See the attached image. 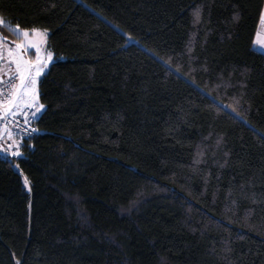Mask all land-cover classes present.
I'll use <instances>...</instances> for the list:
<instances>
[{
  "label": "trees",
  "instance_id": "1",
  "mask_svg": "<svg viewBox=\"0 0 264 264\" xmlns=\"http://www.w3.org/2000/svg\"><path fill=\"white\" fill-rule=\"evenodd\" d=\"M263 8L0 0L54 56L0 154V264H264Z\"/></svg>",
  "mask_w": 264,
  "mask_h": 264
},
{
  "label": "snow or ice",
  "instance_id": "2",
  "mask_svg": "<svg viewBox=\"0 0 264 264\" xmlns=\"http://www.w3.org/2000/svg\"><path fill=\"white\" fill-rule=\"evenodd\" d=\"M264 20V14L261 15ZM5 21L0 16V25H4ZM10 29L24 37L23 42H10L15 45V49L19 50L16 55H12V50L9 49L11 63L15 65L14 70H9V83L12 80L18 81L11 85V90L6 91L2 85L5 83L0 78V93L5 94L7 99L0 100V118L8 121V124L0 126V149L5 152L11 151L12 156H20L23 147V136L20 142L16 139V132L23 125V133L25 136L30 131H35L31 128V121L37 118V114L45 107L38 103L37 79L41 76L47 67L49 61L53 59V53L45 50L41 51V45L44 43V34L47 29L40 30L37 28L20 29L19 25ZM6 40L0 36V43ZM257 43L264 46V39H260V34L257 33ZM29 49H34L35 60L26 59L24 53ZM33 109L34 111H28ZM11 118V119H9ZM11 124V127H9ZM27 183V180H25Z\"/></svg>",
  "mask_w": 264,
  "mask_h": 264
},
{
  "label": "rangeland",
  "instance_id": "3",
  "mask_svg": "<svg viewBox=\"0 0 264 264\" xmlns=\"http://www.w3.org/2000/svg\"><path fill=\"white\" fill-rule=\"evenodd\" d=\"M262 14H264V8H263ZM4 21H5V24L4 25H0V36L5 37L6 40L4 42L0 43V57H4V58H6V59L11 61V56L9 54V49L12 50V55H16L19 50H16L15 49V45L10 43V42L14 41L16 43H21V42H23L24 37L22 35L17 34L16 32H14V31H12L10 29L9 25L14 27V26H16L15 24H11V23H9L6 20H4ZM20 29L23 30L25 28H21L20 27ZM37 29L44 30V28H37ZM257 33L260 34V39H264V20H262L261 18H260V22H259V25H258V29H257L256 35H255V38H254L253 46L257 50H259L261 52H264V46H261L259 43L256 42L257 41ZM48 35H49V32L47 30V32L44 34V43L41 45V51L42 52H44L45 50L50 51L47 48V45H46ZM128 38L131 39V37H128ZM24 56H25L26 59L35 60L34 49H29L26 53H24ZM53 61H54V57H53V59L51 61H49L47 67L44 70V72L48 70L49 66L51 65V63ZM44 72H42V74ZM39 78L37 79V85H36L37 93H38ZM38 103L41 104L40 101H39V96H38ZM41 113H42V110L37 114V116H39Z\"/></svg>",
  "mask_w": 264,
  "mask_h": 264
},
{
  "label": "built area",
  "instance_id": "4",
  "mask_svg": "<svg viewBox=\"0 0 264 264\" xmlns=\"http://www.w3.org/2000/svg\"><path fill=\"white\" fill-rule=\"evenodd\" d=\"M15 66L14 64L11 63L10 60L4 58V57H0V78L3 79V81L5 82L2 87L6 90V91H10L11 90V85L17 83L18 81L16 80H12L10 83L9 81V70H14ZM7 99V96L5 94L0 93V100H4ZM28 111H34L33 109H28ZM39 116H37L36 119L31 121V128L35 129V131H30L26 136L23 133V125H21V128L19 131L16 132V139L18 142H20L21 137L23 136V147L20 149V151L22 152V155H24V149L27 146V143L39 132V128H38V124H37V120H38ZM11 119V118H9ZM5 124H8V121L4 120V119H0V126H3ZM9 127H11V124H9ZM0 154H4V155H8V156H12L11 155V151L9 152H5L2 149H0ZM20 156H12L15 158H18Z\"/></svg>",
  "mask_w": 264,
  "mask_h": 264
},
{
  "label": "bare ground",
  "instance_id": "5",
  "mask_svg": "<svg viewBox=\"0 0 264 264\" xmlns=\"http://www.w3.org/2000/svg\"><path fill=\"white\" fill-rule=\"evenodd\" d=\"M38 128H39V127H38ZM39 133H41V130H40V129H39V132H38L37 134H39ZM37 134H36V135H37ZM36 135H35V136H36Z\"/></svg>",
  "mask_w": 264,
  "mask_h": 264
},
{
  "label": "crops",
  "instance_id": "6",
  "mask_svg": "<svg viewBox=\"0 0 264 264\" xmlns=\"http://www.w3.org/2000/svg\"><path fill=\"white\" fill-rule=\"evenodd\" d=\"M54 57V56H53ZM44 110V108L42 109V111Z\"/></svg>",
  "mask_w": 264,
  "mask_h": 264
}]
</instances>
